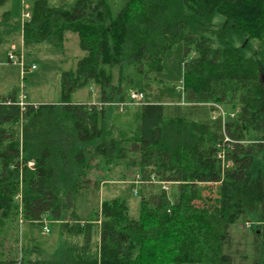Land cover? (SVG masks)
<instances>
[{
	"label": "trees",
	"instance_id": "16d2710c",
	"mask_svg": "<svg viewBox=\"0 0 264 264\" xmlns=\"http://www.w3.org/2000/svg\"><path fill=\"white\" fill-rule=\"evenodd\" d=\"M67 32L85 55L63 74L57 103L21 107L15 94L0 96V264H233L225 226L249 213L264 256V0H127L114 18L105 0H33L24 45H61ZM177 43L180 103L142 102L127 125L117 105L69 103L88 83L103 103L129 99L123 68L159 72ZM119 161L138 172L137 218L124 200L101 198L106 175L92 172ZM46 218L62 234L56 260L20 236L19 224Z\"/></svg>",
	"mask_w": 264,
	"mask_h": 264
},
{
	"label": "rangeland",
	"instance_id": "374dc122",
	"mask_svg": "<svg viewBox=\"0 0 264 264\" xmlns=\"http://www.w3.org/2000/svg\"><path fill=\"white\" fill-rule=\"evenodd\" d=\"M60 0H48L49 4L57 5ZM127 0H105L108 5L111 17L114 18L117 11ZM33 0H7L0 6V96L15 94L26 102L57 103L61 99V81L64 73L75 70L77 62L85 55L78 45V36L75 33L67 32L64 35L62 44L50 42H30L24 45L21 36V27L24 10L30 13ZM26 7V8H25ZM8 12L7 19L2 21L1 17ZM223 17L213 16V24L218 26L223 22ZM232 44L240 45L241 34H233ZM256 43V42H255ZM255 43H249L244 47V55H250L255 51ZM256 51L264 48L257 43ZM254 45V46H253ZM257 46V45H256ZM13 54L15 61L8 56ZM182 43H177L168 50L162 59V69L159 72H150L144 77L135 65H127L122 72L131 78L128 84L130 91H142L144 93L143 103L176 104L182 100V65L184 60ZM34 65V68L31 66ZM113 83L116 82L118 71L112 72ZM124 91L127 89L122 85ZM101 88L95 83H88L70 91L69 103L100 104L116 106V102H101ZM122 102V112L114 115L116 121L127 125L131 122L132 112L140 104H134L126 99ZM222 107V106H221ZM221 118L225 113L221 112ZM223 108V107H222ZM223 111V110H222ZM224 112V111H223ZM233 114V113H232ZM255 159L261 163L263 152H256ZM124 162H129L127 159ZM123 161L112 167L107 174L101 169H93V173L102 172L105 180L101 185V198L118 197L124 200L128 206L129 216L137 218L140 194L137 184L138 172L136 166L125 165ZM136 192H138L136 194ZM256 214L249 213L241 216L235 223L225 226L226 240L223 245V252L230 255L233 264H264L263 254L255 247V238L252 226L256 225ZM59 223L45 219L41 225L21 223L20 236L26 245L39 246L43 252L40 258L45 261L56 260L61 254L63 240ZM34 255V254H33Z\"/></svg>",
	"mask_w": 264,
	"mask_h": 264
},
{
	"label": "built area",
	"instance_id": "2783aa9c",
	"mask_svg": "<svg viewBox=\"0 0 264 264\" xmlns=\"http://www.w3.org/2000/svg\"><path fill=\"white\" fill-rule=\"evenodd\" d=\"M22 15H23L22 16L23 18H27L28 19L29 16H30V13L27 10H24ZM23 20H25V19H23ZM8 58L10 60L15 61V57H14L13 54H10L8 56ZM31 68H34V65H32ZM24 98H25V96L23 94L20 97H18V104L21 107H23L26 104V101L23 100ZM143 99H144V93L142 91H130V93H129V101L131 103L141 104ZM116 105L119 107V110L121 111L124 104L122 102H117ZM221 112L224 113L222 110H221ZM231 116H233L232 113H231ZM225 139H227V138H225ZM217 157L220 158L221 160H223L224 159L223 151H219L217 153ZM32 164H33L32 162L28 163L29 166H31Z\"/></svg>",
	"mask_w": 264,
	"mask_h": 264
},
{
	"label": "crops",
	"instance_id": "0c3cea01",
	"mask_svg": "<svg viewBox=\"0 0 264 264\" xmlns=\"http://www.w3.org/2000/svg\"><path fill=\"white\" fill-rule=\"evenodd\" d=\"M1 20L4 21V20L2 19V17H1Z\"/></svg>",
	"mask_w": 264,
	"mask_h": 264
}]
</instances>
